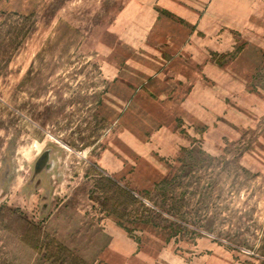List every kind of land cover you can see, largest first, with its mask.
Returning <instances> with one entry per match:
<instances>
[{
    "label": "rangeland",
    "instance_id": "1",
    "mask_svg": "<svg viewBox=\"0 0 264 264\" xmlns=\"http://www.w3.org/2000/svg\"><path fill=\"white\" fill-rule=\"evenodd\" d=\"M0 264H264V0H0Z\"/></svg>",
    "mask_w": 264,
    "mask_h": 264
},
{
    "label": "water",
    "instance_id": "2",
    "mask_svg": "<svg viewBox=\"0 0 264 264\" xmlns=\"http://www.w3.org/2000/svg\"><path fill=\"white\" fill-rule=\"evenodd\" d=\"M49 159H50V152L45 151L36 161L35 164V173L39 174L41 173L44 169L49 167Z\"/></svg>",
    "mask_w": 264,
    "mask_h": 264
}]
</instances>
